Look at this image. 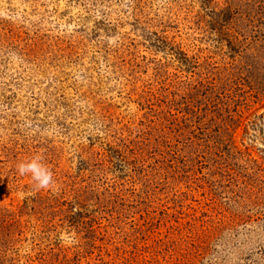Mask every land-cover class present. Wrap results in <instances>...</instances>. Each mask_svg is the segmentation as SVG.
<instances>
[{"label": "rangeland", "instance_id": "1", "mask_svg": "<svg viewBox=\"0 0 264 264\" xmlns=\"http://www.w3.org/2000/svg\"><path fill=\"white\" fill-rule=\"evenodd\" d=\"M0 264H264V0H0Z\"/></svg>", "mask_w": 264, "mask_h": 264}, {"label": "clouds", "instance_id": "2", "mask_svg": "<svg viewBox=\"0 0 264 264\" xmlns=\"http://www.w3.org/2000/svg\"><path fill=\"white\" fill-rule=\"evenodd\" d=\"M17 171L21 176L30 174L38 188H47L53 183L52 172L40 162V157L19 163Z\"/></svg>", "mask_w": 264, "mask_h": 264}]
</instances>
